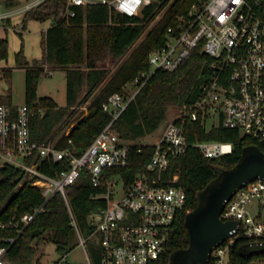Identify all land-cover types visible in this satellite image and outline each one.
<instances>
[{
  "label": "built area",
  "instance_id": "2783aa9c",
  "mask_svg": "<svg viewBox=\"0 0 264 264\" xmlns=\"http://www.w3.org/2000/svg\"><path fill=\"white\" fill-rule=\"evenodd\" d=\"M46 1L6 11L0 0V23ZM153 1L67 0L61 17H74L75 8L86 5H106L111 13L140 16ZM196 49L212 58L211 75L202 84L195 102L183 106L174 119L167 121L158 141L142 145L153 146L154 152L126 187L121 175L112 171L127 167L130 150L136 143L122 138L114 128L115 122L157 70H177ZM149 65L150 70L140 73L125 93H114L103 103L102 109L113 119L81 154L72 140L64 148L34 141L31 118L35 111L26 103L3 102L6 91L0 92V167L21 169L24 178L39 188L45 198L41 207L20 220L0 223L1 229L11 227L20 235L55 195L61 194L68 203L67 189L85 174L95 187H107L105 194L96 196L107 199V207L89 216L94 228L92 238L102 247L100 264H155L166 254L176 218L187 206L186 191L176 185L179 175H168L173 160L191 148L211 159L233 151L231 143H190L185 123L200 121L207 130L222 125L253 140H264V19L246 0H197L187 15L179 17L176 25L168 29L164 46L150 54ZM47 73L53 75V71ZM82 108L88 111V107ZM39 112L43 115L41 109ZM70 130L71 126L64 134ZM45 162L50 166L67 163L69 169L51 176L44 171ZM221 218L239 221V225L225 243L212 251V264H230L229 250L238 238L251 243L264 241V179L241 188L226 204ZM72 225L76 227L74 218ZM78 238L89 264H93L87 239L80 234ZM14 240L7 239L11 243ZM8 250L9 247H0V264H11Z\"/></svg>",
  "mask_w": 264,
  "mask_h": 264
},
{
  "label": "trees",
  "instance_id": "16d2710c",
  "mask_svg": "<svg viewBox=\"0 0 264 264\" xmlns=\"http://www.w3.org/2000/svg\"><path fill=\"white\" fill-rule=\"evenodd\" d=\"M196 1L154 0L140 16L132 17L111 13L106 5L77 7L74 17H61L67 0H48L36 6L29 18L24 19L22 30H25L28 20L52 19V26L44 34L43 58L30 63L23 58L22 51L16 56V67L26 72L25 103L36 113L31 118L33 140L45 145L56 143L58 148L68 146L72 140L73 147L81 154L113 119L102 109L103 103L114 93H125L127 86L140 73L150 70V54L164 46L168 29L176 25L179 17L187 15ZM246 1L264 19V0ZM18 5L19 0H4L6 8ZM164 10L162 18L151 27ZM23 31L18 33L22 36ZM133 47L128 58L109 77L110 70L99 63L107 58L119 60ZM8 49V39H0V60L6 59ZM212 63V58L196 49L177 70H157L117 119L115 130L122 138L136 143L130 150L127 167L112 171L121 175L126 187L133 183L154 152L153 146H142L137 142L166 124L169 109L179 110L195 102L202 84L211 75ZM54 69L66 73L65 106H60L52 97L38 95L41 80ZM3 71L5 77H11L12 69ZM1 100L13 104L11 94ZM89 102L88 111L78 109ZM69 126L71 130L65 135ZM184 127L190 143L205 140L231 143L233 151L211 159L200 150L191 148L186 155L173 160L168 175H179L176 185L186 191L187 206L176 218L166 254L155 264H170L175 253L189 247L190 236L185 220L188 213L196 208L199 193L221 171L232 169L244 148L257 146L264 152V140L242 136L236 129L220 125L207 130L200 121H187ZM44 164V171L51 176L69 169L67 163ZM106 192L105 185L95 187L91 178L83 174L67 189L68 203L61 194L55 195L20 235L14 228H0V247H9L7 258L11 264H40L37 254L42 243L55 244L56 251L67 256L78 246L76 239L80 234L87 239L86 247L93 264H100L102 247L92 238L94 228L89 216L107 207V199L96 197ZM44 203L41 190L24 178L21 169L11 165L0 167V223L18 221ZM71 213L76 227L72 225ZM7 239L15 240L11 243ZM250 243L246 238L235 240L229 250L230 264H264V254L245 251Z\"/></svg>",
  "mask_w": 264,
  "mask_h": 264
},
{
  "label": "rangeland",
  "instance_id": "374dc122",
  "mask_svg": "<svg viewBox=\"0 0 264 264\" xmlns=\"http://www.w3.org/2000/svg\"><path fill=\"white\" fill-rule=\"evenodd\" d=\"M4 3V0H2ZM37 0H20V5H24L27 2L32 3ZM22 2V3H21ZM25 2V3H23ZM20 5L14 8H6V11H12L15 8L20 7ZM38 5H34V8ZM33 8V9H34ZM165 10L162 11L152 23L151 27L159 21ZM33 13L30 9L27 14H18L12 16L11 19L5 20L0 23V39H8L9 49L8 56L6 59L0 60V92H8L12 96V103L15 105H22L25 103V75L26 72L22 68L16 67V56L22 51L23 58L30 63H33L36 60H41L44 53V30L47 29L50 22L38 21V20H28L26 28L23 31L22 26L24 25V19L29 18ZM62 13V12H61ZM60 13V15H61ZM23 31L22 36L18 33ZM147 33V32H146ZM144 36L135 44L141 42ZM134 46V47H135ZM134 47L121 59L113 60L107 58L101 61L99 64L102 67H106L110 70V76L120 67V65L128 58ZM12 69L11 77L7 78L4 76L3 70ZM54 74L50 76V73L47 76L43 77L38 88V95L40 97H52L54 98L60 106H65L67 102V81L65 71L60 69H54ZM130 85L126 89H129ZM86 91V88H85ZM91 102V101H90ZM84 104V107H88L90 104ZM78 107L80 111H85L82 107ZM178 109L171 108L168 111L167 120L174 119L178 114ZM167 123V122H166ZM165 124L158 129L154 134L138 141L137 143L141 145L154 144L160 138L161 132L164 129ZM2 165L0 161V166ZM76 246L67 256L61 255L56 251V246L53 243H42L40 250L37 254V259L40 264H89V257L85 252L84 247L81 245L79 238L77 237ZM87 248V247H86ZM88 250V248H87Z\"/></svg>",
  "mask_w": 264,
  "mask_h": 264
},
{
  "label": "water",
  "instance_id": "95a60500",
  "mask_svg": "<svg viewBox=\"0 0 264 264\" xmlns=\"http://www.w3.org/2000/svg\"><path fill=\"white\" fill-rule=\"evenodd\" d=\"M264 179V152L257 146L242 151L238 163L221 171L198 195V204L186 216L189 247L175 253L170 264H210L211 253L225 243L239 221H223L221 214L231 198L248 183ZM245 251L264 254V241L252 242Z\"/></svg>",
  "mask_w": 264,
  "mask_h": 264
},
{
  "label": "crops",
  "instance_id": "0c3cea01",
  "mask_svg": "<svg viewBox=\"0 0 264 264\" xmlns=\"http://www.w3.org/2000/svg\"><path fill=\"white\" fill-rule=\"evenodd\" d=\"M20 1V0H19ZM22 1V0H21ZM38 1V0H37ZM22 3V2H21ZM23 3H25V2H23ZM29 2H27L26 4H28ZM32 3H34V2H32ZM26 4H24V5H26ZM24 5H20V7H18V8H15L14 9V11L15 10H19V9H21V8H23L24 7ZM33 10V9H32ZM28 12H25V13H23V14H27ZM18 14H22V13H17V14H15L14 16H16V15H18ZM11 19V18H10ZM11 22H12V19H11ZM49 22H50V24H49V26L47 27V29L46 30H44V32H46L47 30H48V28H50L51 26H52V24H53V21H52V19L51 20H49ZM53 74H54V72H53ZM66 74V73H65ZM6 93V95H9L8 94V92H5ZM40 97V96H39Z\"/></svg>",
  "mask_w": 264,
  "mask_h": 264
}]
</instances>
